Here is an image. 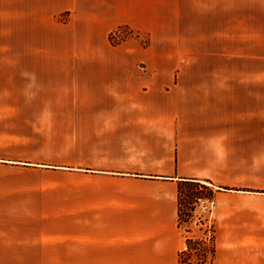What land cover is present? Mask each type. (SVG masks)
Here are the masks:
<instances>
[{"label":"crops","instance_id":"0c3cea01","mask_svg":"<svg viewBox=\"0 0 264 264\" xmlns=\"http://www.w3.org/2000/svg\"><path fill=\"white\" fill-rule=\"evenodd\" d=\"M144 3L51 0L53 13L99 25L86 35L131 22ZM99 51L109 59L75 66L76 167L53 163L45 183L17 186V123L6 120L17 108L0 109V264H179L183 180L228 188L198 212L214 224L213 264H264V0H238L236 70L192 59V45L163 62L149 49L135 61L125 44Z\"/></svg>","mask_w":264,"mask_h":264},{"label":"rangeland","instance_id":"374dc122","mask_svg":"<svg viewBox=\"0 0 264 264\" xmlns=\"http://www.w3.org/2000/svg\"><path fill=\"white\" fill-rule=\"evenodd\" d=\"M54 7L51 0H0V50L5 48V62H0V109L17 108L6 120L17 123V186L21 188L45 183L48 178L41 173L54 169L53 163L76 167L75 66L83 60L109 59V52L99 51L102 46L129 45L139 62L149 49L146 59L163 62L175 45H192V59L227 60L236 70L238 0H148L147 5L134 6L131 22L112 31L99 27L92 35H86L88 23H76L69 11L53 13ZM94 26L99 25L90 29ZM88 42L98 51L86 52ZM30 47L35 51L29 52ZM46 61L53 63L52 69L41 68ZM63 110L69 115H62ZM198 194L205 197L209 191L203 188ZM201 205L211 207L212 201L183 195L181 230L192 236L193 228H199V236L209 239L214 224L199 216Z\"/></svg>","mask_w":264,"mask_h":264},{"label":"trees","instance_id":"16d2710c","mask_svg":"<svg viewBox=\"0 0 264 264\" xmlns=\"http://www.w3.org/2000/svg\"><path fill=\"white\" fill-rule=\"evenodd\" d=\"M113 43V42H112ZM116 44V43H114ZM203 183H210L211 186L215 187L210 181L200 180H183L180 182L178 187V220L179 228H182V197L187 194L191 199L196 201L202 199L213 200L215 192L221 189L227 190L228 188H217V190L209 187ZM207 189L209 194L205 197L199 195L200 189ZM197 203V202H196ZM191 211V210H190ZM192 217V215H190ZM190 233V231H189ZM216 258V245L213 234L209 239L199 238L195 235L187 236L186 249L181 251L178 255L179 264H213Z\"/></svg>","mask_w":264,"mask_h":264}]
</instances>
